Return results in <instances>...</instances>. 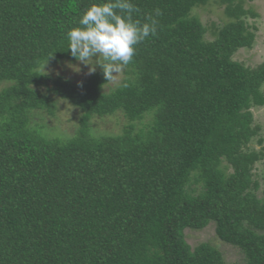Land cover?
<instances>
[{
    "label": "trees",
    "instance_id": "1",
    "mask_svg": "<svg viewBox=\"0 0 264 264\" xmlns=\"http://www.w3.org/2000/svg\"><path fill=\"white\" fill-rule=\"evenodd\" d=\"M210 1L133 0L141 23L161 10L157 32L105 91L101 69L45 72L75 61L66 33L101 0H0V264H226L185 239L212 223L242 264H264V151L250 146L264 61L234 59L254 43L250 0H220L228 20L208 40L194 11ZM58 101L78 126L48 138L33 124ZM116 114V131L91 125Z\"/></svg>",
    "mask_w": 264,
    "mask_h": 264
},
{
    "label": "rangeland",
    "instance_id": "2",
    "mask_svg": "<svg viewBox=\"0 0 264 264\" xmlns=\"http://www.w3.org/2000/svg\"><path fill=\"white\" fill-rule=\"evenodd\" d=\"M225 6L222 5L220 0H211L207 6L195 9L194 14H196L202 24L207 30L206 38L208 40L214 37L213 32L215 28L221 27L225 22H227V17L224 11ZM244 8L247 10L248 15L246 17V22L251 25L255 39L252 47L250 49L238 50L234 54V59L242 62L245 66L255 67L264 61V0H250L244 4ZM250 15V16H249ZM100 68L97 67L96 71ZM95 71V72H96ZM45 72L51 76L62 75L66 79L73 81L74 83L84 81L89 75V68L83 65L79 61L75 60L73 62H61L59 64L47 66ZM113 75H116L113 73ZM122 78V72L115 76L111 81L105 86V91H108L114 87L116 83ZM264 91V87L262 89ZM251 113L253 115L254 125L259 126V135L263 142L262 145H258L257 138H255L250 146L252 149L259 150L263 147L264 151V106L259 108H252ZM46 113L39 112L37 117V122L33 126L36 130L41 132L42 135L53 138L56 136L60 138L64 136L63 133L69 134V137L73 136L75 130L78 126V120L80 117L79 111L68 104L65 101H58L52 115H47ZM146 119L144 120V123ZM57 127L59 130L54 131L50 124ZM124 119L121 115H113L104 119H92L91 125L97 132L104 131H116L118 128L122 127L124 124ZM42 126V127H41ZM257 168L255 173L260 174V164H256ZM185 239L187 243L194 247L201 243H207L221 253L223 260L226 264H242V254L238 249L230 245L224 244L219 241L215 235L214 224L207 225L202 230L197 231H185Z\"/></svg>",
    "mask_w": 264,
    "mask_h": 264
},
{
    "label": "clouds",
    "instance_id": "3",
    "mask_svg": "<svg viewBox=\"0 0 264 264\" xmlns=\"http://www.w3.org/2000/svg\"><path fill=\"white\" fill-rule=\"evenodd\" d=\"M138 12L133 0H101L86 9L78 20V27L66 33L69 51L75 60L88 66L89 73L98 68L109 81L123 72L132 61L136 45L157 32L156 16L148 15L146 22L134 20ZM115 73L116 75H113Z\"/></svg>",
    "mask_w": 264,
    "mask_h": 264
}]
</instances>
